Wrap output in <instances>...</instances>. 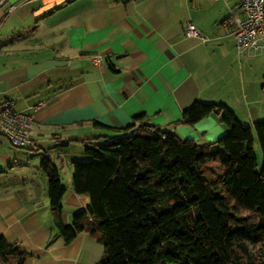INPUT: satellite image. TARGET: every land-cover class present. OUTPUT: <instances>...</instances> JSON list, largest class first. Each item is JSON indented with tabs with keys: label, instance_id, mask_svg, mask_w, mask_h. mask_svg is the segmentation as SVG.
Returning a JSON list of instances; mask_svg holds the SVG:
<instances>
[{
	"label": "crops",
	"instance_id": "obj_1",
	"mask_svg": "<svg viewBox=\"0 0 264 264\" xmlns=\"http://www.w3.org/2000/svg\"><path fill=\"white\" fill-rule=\"evenodd\" d=\"M230 1L3 2L0 99L13 100L21 112L43 103L31 143L17 155L20 163L34 156L35 171L0 184V237L26 251L27 264H100L103 257L102 245L88 233L64 242L57 231L41 168L45 156L58 167L60 182L65 170L61 221L69 225L89 204L88 196L72 190V162L82 159L84 144L124 135L135 115L197 143L214 141L226 129L214 114L192 125L181 122L195 101L225 104L248 125L264 119V50L236 49L222 25L234 7ZM9 4L16 8L4 15ZM186 21L204 39L185 37ZM6 143L1 140L0 163L9 167Z\"/></svg>",
	"mask_w": 264,
	"mask_h": 264
},
{
	"label": "trees",
	"instance_id": "obj_2",
	"mask_svg": "<svg viewBox=\"0 0 264 264\" xmlns=\"http://www.w3.org/2000/svg\"><path fill=\"white\" fill-rule=\"evenodd\" d=\"M210 114L226 129L211 142L180 138L137 114L124 135L84 144L88 159L72 162L71 187L89 204L69 225L59 169L45 156L50 213L64 242L93 236L100 264H264V119L248 125L225 104L195 101L180 121ZM27 258L0 237V264Z\"/></svg>",
	"mask_w": 264,
	"mask_h": 264
},
{
	"label": "built area",
	"instance_id": "obj_3",
	"mask_svg": "<svg viewBox=\"0 0 264 264\" xmlns=\"http://www.w3.org/2000/svg\"><path fill=\"white\" fill-rule=\"evenodd\" d=\"M5 0L0 1V6ZM222 25L229 31L238 51L259 46L264 50V0H235ZM16 6L9 4L5 10L7 15ZM2 18H0L1 23ZM185 37L204 39L201 32L191 21L183 24ZM97 59V58H96ZM43 103L32 105L30 112L15 109L11 99H0V146L4 140L14 147H26L31 143V131L37 111Z\"/></svg>",
	"mask_w": 264,
	"mask_h": 264
},
{
	"label": "rangeland",
	"instance_id": "obj_4",
	"mask_svg": "<svg viewBox=\"0 0 264 264\" xmlns=\"http://www.w3.org/2000/svg\"><path fill=\"white\" fill-rule=\"evenodd\" d=\"M237 4V1L235 0H231L228 5H229V8H232L233 6H235ZM262 120V119H261ZM5 151L7 152H10L11 154V161H10V166L8 167V164L5 163H0L2 164V166H4V169H5V174H0V184H10V185H13L15 184L16 182H18V177L24 172V170H33V166H34V159H32V155L30 154H26L28 155V158L26 159L25 158V161L24 163H20L18 160V156L20 153H25L26 152V149H24V147H14L12 145H10V143H6L5 147L3 148ZM255 151H256V155H257V165L258 167H260L261 165V154H260V151L258 149V146L257 144L255 145ZM82 152H83V148H82ZM25 155V154H24ZM25 155V156H26ZM82 158L81 160H87L88 158L86 156H84L83 154L81 155ZM16 158V162L17 164L13 165L12 163V158ZM27 157V156H26ZM76 158H79L76 157ZM21 160V159H20ZM27 162V163H26ZM12 166V167H11ZM12 169V170H9ZM35 171V169L33 170ZM65 170H63L62 172V175H61V182H62V185L65 184ZM37 182H39V174H38V180Z\"/></svg>",
	"mask_w": 264,
	"mask_h": 264
}]
</instances>
